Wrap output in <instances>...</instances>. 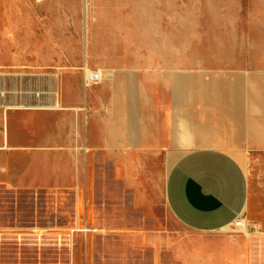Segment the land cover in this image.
I'll return each mask as SVG.
<instances>
[{"label": "crops", "instance_id": "obj_1", "mask_svg": "<svg viewBox=\"0 0 264 264\" xmlns=\"http://www.w3.org/2000/svg\"><path fill=\"white\" fill-rule=\"evenodd\" d=\"M78 17L82 34L0 67V195L73 198L71 231L81 232L91 196L144 205L164 163L166 208L194 239L172 246L158 235L156 264L163 250L177 264H264V58L184 60L161 42L136 55L120 47L113 20L92 33L90 11ZM88 70L101 82L88 85ZM238 219L247 232L230 233ZM20 231L0 219V235Z\"/></svg>", "mask_w": 264, "mask_h": 264}, {"label": "rangeland", "instance_id": "obj_2", "mask_svg": "<svg viewBox=\"0 0 264 264\" xmlns=\"http://www.w3.org/2000/svg\"><path fill=\"white\" fill-rule=\"evenodd\" d=\"M82 10L90 11L92 33L103 17L113 20L120 47L128 43L136 55L144 45L161 42L171 56L181 49L184 60L264 58V0H0V67L29 63L33 46L65 41L63 32L82 34ZM60 11L74 17H62L67 14ZM167 170L161 163L144 205L112 208L91 196L92 215L81 232L71 231L73 198L0 195V219L21 228V233L0 235V264H156L158 235L172 246L185 247L194 239L166 208ZM46 225L53 230L40 237L26 230ZM99 235L105 239L94 240ZM163 252L162 264H177Z\"/></svg>", "mask_w": 264, "mask_h": 264}, {"label": "built area", "instance_id": "obj_3", "mask_svg": "<svg viewBox=\"0 0 264 264\" xmlns=\"http://www.w3.org/2000/svg\"><path fill=\"white\" fill-rule=\"evenodd\" d=\"M102 80V74L100 72H92L90 76H87L88 85H94L100 83ZM231 232L237 231H246L247 227L243 219H238L235 223L230 227Z\"/></svg>", "mask_w": 264, "mask_h": 264}, {"label": "bare ground", "instance_id": "obj_4", "mask_svg": "<svg viewBox=\"0 0 264 264\" xmlns=\"http://www.w3.org/2000/svg\"><path fill=\"white\" fill-rule=\"evenodd\" d=\"M45 0H37V2L38 3H42V2H44ZM88 73H87V75H88V77L90 76V74L92 73L91 71H87ZM88 231V230H87Z\"/></svg>", "mask_w": 264, "mask_h": 264}]
</instances>
